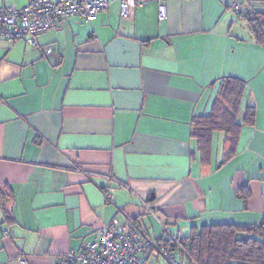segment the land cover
Returning <instances> with one entry per match:
<instances>
[{"label":"crops","instance_id":"1","mask_svg":"<svg viewBox=\"0 0 264 264\" xmlns=\"http://www.w3.org/2000/svg\"><path fill=\"white\" fill-rule=\"evenodd\" d=\"M235 1L164 0L159 20L157 0H134L128 19L112 0L93 21L60 19L35 45L0 40V264H56L114 218L157 239L264 218V116L242 126L220 165L223 134L203 165L191 129L221 79L247 82L255 51L264 55ZM44 46L52 50L41 58ZM249 98L245 89L239 121ZM109 185L112 202L102 193Z\"/></svg>","mask_w":264,"mask_h":264},{"label":"built area","instance_id":"2","mask_svg":"<svg viewBox=\"0 0 264 264\" xmlns=\"http://www.w3.org/2000/svg\"><path fill=\"white\" fill-rule=\"evenodd\" d=\"M112 0H29L22 7H0V40L15 41L28 38V42L35 45V37L52 29L62 18L76 16L86 22L93 21L107 9ZM149 0H138L139 4H146ZM158 1V19L166 18L164 0ZM134 0H120L119 15L121 19H128ZM232 8L242 12V6L233 2ZM40 57L43 58L52 50L51 46L39 47ZM112 184L126 186L112 176L107 177ZM106 202L115 199L113 186L102 190ZM139 202L149 209L147 202L139 198ZM4 230L3 234H7ZM171 244L177 250L166 245L163 240L149 237L140 226L131 219L120 221L114 218L109 224L102 225L96 232L93 241L85 242L79 252L68 251L62 255L56 264H159L151 263L150 257H156L164 264H197L181 249L176 238L167 234ZM180 250V251H179ZM20 264H28L20 260Z\"/></svg>","mask_w":264,"mask_h":264},{"label":"trees","instance_id":"3","mask_svg":"<svg viewBox=\"0 0 264 264\" xmlns=\"http://www.w3.org/2000/svg\"><path fill=\"white\" fill-rule=\"evenodd\" d=\"M236 1L243 8L242 12H236L237 16L244 19L253 40L264 47V0ZM245 89L244 80L231 76L223 77L210 112L193 119L192 135L197 139L198 156L203 165H208L211 161L215 133L223 134L221 156L217 163L220 165L236 153L242 126L255 124L257 112L252 104L244 107L241 120H238ZM238 194L245 206L250 196L247 186L242 187ZM164 233L162 238L153 239L163 240L166 245L177 250L175 244H171L168 239L167 234L170 232L166 229ZM171 235L197 264H264V218L250 225H192L187 235Z\"/></svg>","mask_w":264,"mask_h":264},{"label":"rangeland","instance_id":"4","mask_svg":"<svg viewBox=\"0 0 264 264\" xmlns=\"http://www.w3.org/2000/svg\"><path fill=\"white\" fill-rule=\"evenodd\" d=\"M255 44L258 45L256 42ZM246 90L250 92L249 100L250 103L255 106L257 114L264 116V55L260 51H255V73L248 77ZM217 140L218 133H215L213 137L214 152L217 149ZM155 223L154 225L158 226V224Z\"/></svg>","mask_w":264,"mask_h":264}]
</instances>
